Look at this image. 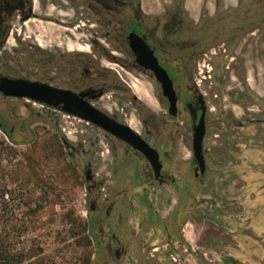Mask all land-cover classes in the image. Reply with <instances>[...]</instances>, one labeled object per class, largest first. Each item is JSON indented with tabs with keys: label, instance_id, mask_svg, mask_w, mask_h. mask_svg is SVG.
I'll list each match as a JSON object with an SVG mask.
<instances>
[{
	"label": "flooded vegetation",
	"instance_id": "af4514ba",
	"mask_svg": "<svg viewBox=\"0 0 264 264\" xmlns=\"http://www.w3.org/2000/svg\"><path fill=\"white\" fill-rule=\"evenodd\" d=\"M156 2L157 7L150 0H0L1 78L69 93L130 129L160 156L161 169L156 173L140 151L99 125L65 111L63 104L55 106L0 92V119L14 140L29 142L33 123H53L60 147L81 171L86 191V222L92 228L91 264H189L191 253L199 258L196 264H216V260L208 259V247L194 249L195 240L188 231L199 213L204 215L205 222L222 228L225 217L220 201L230 182V173L237 170L225 172L228 167L217 164L220 161L217 157L222 156L216 148L212 152L208 146L211 109L202 86L212 80L213 69L202 67L214 57L228 58L239 40L248 41L260 34L264 42V0H201L198 10L190 0ZM53 10L61 17H70L69 20L51 13ZM35 20L66 29L64 40L59 43L40 40L35 32L27 36L28 24ZM132 34L145 42L173 81L177 96L175 115L170 112V101L155 73L137 61L131 47ZM70 42L76 43V47L70 48ZM114 66L120 67L124 74ZM192 68L199 71L201 80L191 74ZM230 69L225 66L226 71ZM215 71L219 75V69ZM128 75L141 86H136ZM246 81L243 88L233 92L237 101L231 108L234 115L231 125L252 133L244 138L239 137V132L238 136H232L244 155L235 168L239 164L246 167L256 183L248 182L252 192L249 197L242 196L244 201L240 197L232 199L247 213L246 223L240 224L234 236L253 237L262 231L257 222H261L264 214V90L252 83L250 76ZM134 87L141 88L145 97H140ZM248 100L253 102L251 107ZM11 102L22 103L27 117L13 119L1 108V104ZM203 108L204 171L194 152V129ZM236 109L242 111V116H238ZM223 111L227 112L226 107L217 123L222 124ZM182 113L188 119L191 142L187 157L179 148L183 143L186 146V142L179 143L176 135ZM221 136L220 131L214 134L215 143ZM117 165L126 182L138 178L135 198H129L127 184L116 183ZM190 174L198 182V191L190 205L175 217L184 221L179 232L174 233L173 226L153 220L148 223L143 212L151 205L138 200L141 195L157 193L153 205L162 221H166L181 203L167 197L169 186ZM206 209L210 214L207 215ZM250 216L254 217L258 232L249 229L253 220ZM224 260L230 264L233 259ZM217 262L222 264L223 257L218 256Z\"/></svg>",
	"mask_w": 264,
	"mask_h": 264
},
{
	"label": "rangeland",
	"instance_id": "374dc122",
	"mask_svg": "<svg viewBox=\"0 0 264 264\" xmlns=\"http://www.w3.org/2000/svg\"><path fill=\"white\" fill-rule=\"evenodd\" d=\"M150 1H153V6H158L156 0ZM200 1L201 0H190L196 10H198L201 4ZM233 4L236 6V2H233ZM51 13L57 14L54 10ZM57 16L65 20H69L70 18L68 16L61 17L59 14H57ZM28 26L30 28L26 34L27 36L35 32L40 40L45 38L56 43L61 42L62 39L64 40V33L67 32L66 29L48 25L37 20L29 22ZM77 37H80V35H77ZM12 44L13 41H11L10 47ZM69 44L70 48L76 47V43L74 42H70ZM205 64L206 67H202L203 70H207V68L213 69L211 72L213 77L212 80L205 82L202 86V91L209 100L211 109L210 121L212 125L209 129L211 136L208 146L211 148L212 152L214 148H216L217 154L220 153L222 156L217 157V159H220L217 164H223V167H228L225 172L231 170L237 171H235V173H230V182L224 189V196L220 201L225 217L221 223L222 228L205 222L204 215L199 213V216L196 215L194 217L195 224L189 228L188 234H190L192 240H195V243H193L194 249L197 247H210L214 249V251L216 250L213 253L210 249H206L208 252V259L216 260V264H219L217 262L218 256L223 257L222 264L226 263L224 258H231L236 261L233 262L232 260L230 264H264V214L260 217L262 223L257 222L258 227H260L262 231L253 235V237L252 234L247 237L234 236V231L240 228V224L243 222L246 223L247 213L242 210L243 207L236 204V201L232 198L240 197L241 202L244 201L242 196L249 197L252 192L249 183L252 184L256 182H254V180L252 181L251 173L246 167L239 164L238 168H235L237 161L241 160L244 155L243 152L235 146L236 142L232 137L238 136V132L239 137H249V134L252 132L249 130H236L234 126L231 125V117L234 118L231 108L237 101L233 94L247 84L246 79L250 76L251 82L256 83L260 89L264 90L263 38L258 34L249 38L248 41L239 40L237 45L229 52L228 58L214 57ZM226 65L230 66L231 69L226 71ZM114 68L124 74V71L120 67L114 66ZM192 69L194 70V68ZM217 69H219V75H216L217 73L215 70ZM198 72L199 71L195 69L191 74L201 80L202 78L199 76ZM128 77L130 76L128 75ZM130 80L136 86H141L140 82L133 78L130 77ZM134 90L136 93L138 90L143 92L139 87H134ZM143 93L145 95V92ZM248 103L251 107L253 102L248 100ZM224 107H226L227 112L223 111V117H221L222 124H220L217 123V118L221 116ZM1 108L5 110L10 117L14 116L13 119L23 120L27 117L26 108L22 103L11 102L7 105L1 104ZM241 112L242 111L239 109H236L238 116H242ZM187 121L186 114L182 113L178 119L180 126L176 128V135L178 136L179 143L186 142V146L184 143L179 146L185 157L190 156L191 149ZM219 131L223 136H221V140L218 143H215L214 134H218ZM31 132L32 136L28 143L13 145L0 130V146L4 144V147L8 146L13 148V151L8 149H2L0 151V230H12L13 225L20 220L26 212L25 209L19 206L20 200L17 197L18 189L21 188L22 184L23 186H29L30 190H33L40 181L37 180V182L36 179L32 177L30 170L31 166L35 168V172L41 175L42 181L56 188V192L49 196L46 208L41 216L42 223L39 224L36 235L39 236L47 255L58 256L56 261L59 264H71L75 258L81 256L83 249L71 246V244H73L72 241L67 242L66 245L60 244L58 236L59 234L65 235V226L61 218L67 210H74L75 216L86 222V191L84 182L82 181V173L79 168L72 163L70 156L60 147L53 123L52 125L45 122L33 123ZM248 150L249 148L245 151ZM45 156H48V158L44 159ZM114 174L116 183L119 186L126 184L129 186V198H135V187L138 185V178L134 177L130 182H126L125 174L120 168V165L115 167ZM181 179L182 181L168 188L167 197L169 199H179L181 203L180 206L174 208V212L171 213L170 219L166 221H162L160 216L156 213V206L153 205L155 204L157 193L154 192L151 196L141 195L138 200L144 202L146 205L148 203L151 205L150 209L145 210L147 212H143V215L146 217L145 219H148V223L153 220L156 221L157 224L162 223L164 226H173L172 230L174 233L179 232V228L184 221L182 219L177 220L175 217L190 205L192 196L198 191V182L192 174ZM256 189H254L255 192ZM58 196H60V198ZM53 202L58 203L54 204ZM207 206H209V204ZM233 210L239 213H233ZM83 211L85 214H83ZM206 213L207 215L210 214L208 209H206ZM252 217L253 216H250L251 219ZM249 229L254 232L259 231L258 228H256L254 217L250 222ZM215 233L220 236H216ZM92 250L93 248L91 247L90 252H92ZM198 259L197 255L191 253L189 264H196Z\"/></svg>",
	"mask_w": 264,
	"mask_h": 264
},
{
	"label": "trees",
	"instance_id": "16d2710c",
	"mask_svg": "<svg viewBox=\"0 0 264 264\" xmlns=\"http://www.w3.org/2000/svg\"><path fill=\"white\" fill-rule=\"evenodd\" d=\"M0 129L6 134L11 144L28 143L14 140L8 127L1 119ZM0 148V151L2 149L13 151L12 147H4V144ZM46 158L48 156H45L44 159ZM30 170L32 177L36 181H40L33 190H30L27 185L23 186V184L18 189L19 206L25 209L26 212L13 225L12 230H0V264H59L56 261L58 256L47 255L39 236L36 235L39 224L42 223L41 216L46 208L49 196L56 192V188L42 181L41 175L35 172V168L30 166ZM58 197L60 198V196ZM53 203L57 204L58 202ZM61 221L65 226V235L59 234V243L66 245L67 242L72 241L71 246L83 249L81 256L75 258L71 264H91L90 248L92 242L89 235L92 231L91 225L77 218L75 211L72 209L67 210L62 215Z\"/></svg>",
	"mask_w": 264,
	"mask_h": 264
},
{
	"label": "water",
	"instance_id": "95a60500",
	"mask_svg": "<svg viewBox=\"0 0 264 264\" xmlns=\"http://www.w3.org/2000/svg\"><path fill=\"white\" fill-rule=\"evenodd\" d=\"M131 47L137 56V61L146 69L152 70L159 82L162 84L164 95L170 101V112L177 113V96L174 90L173 81L170 79L166 70H164L154 53L150 51L145 42L135 34L130 36ZM0 92L8 97L29 98L34 101L50 104V105H64V110L80 117L89 120L100 127L104 128L113 135L123 139L136 150L140 151L153 165L156 173H159L161 164L159 161V154L152 149L145 141L140 139L130 129L116 124L104 114L93 109L89 105L83 103L77 98L64 93L49 89L35 83L26 81H12L0 77ZM203 115L199 124L194 129V152L195 158L199 162L200 168L204 171L205 161L203 156V140L205 137V108H203Z\"/></svg>",
	"mask_w": 264,
	"mask_h": 264
},
{
	"label": "bare ground",
	"instance_id": "6f19581e",
	"mask_svg": "<svg viewBox=\"0 0 264 264\" xmlns=\"http://www.w3.org/2000/svg\"><path fill=\"white\" fill-rule=\"evenodd\" d=\"M138 95L140 96V97H145V95H144V93L141 91V90H138ZM148 101V100H147Z\"/></svg>",
	"mask_w": 264,
	"mask_h": 264
},
{
	"label": "built area",
	"instance_id": "2783aa9c",
	"mask_svg": "<svg viewBox=\"0 0 264 264\" xmlns=\"http://www.w3.org/2000/svg\"><path fill=\"white\" fill-rule=\"evenodd\" d=\"M83 214H85L84 211H83Z\"/></svg>",
	"mask_w": 264,
	"mask_h": 264
}]
</instances>
